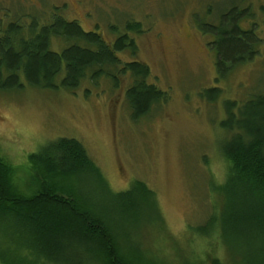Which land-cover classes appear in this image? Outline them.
I'll return each instance as SVG.
<instances>
[{
	"label": "rangeland",
	"instance_id": "374dc122",
	"mask_svg": "<svg viewBox=\"0 0 264 264\" xmlns=\"http://www.w3.org/2000/svg\"><path fill=\"white\" fill-rule=\"evenodd\" d=\"M233 5L251 9L253 15L241 25L255 24L263 44L253 61L217 83L216 52L210 45L214 36L201 25L220 23L221 14ZM57 6L86 30L99 25L109 39L117 34L108 27L124 32L127 21L141 22L144 33L130 32L138 54L124 58L149 65L151 82L169 99L135 121L125 79L119 88L103 77L98 84L86 79L75 92L29 85L0 91V154L20 170L23 192H37L28 178L30 155L59 137L75 138L113 192H125L141 180L157 195L163 222H150L153 212L145 205L122 210L111 194L97 189L94 202L108 213L123 251L132 254L138 241V251L155 264L225 261L217 189L226 180L228 164L220 145L229 135L221 122L226 119V100L242 105L264 94V0H0V28L19 18L24 23L33 17L46 22ZM60 42L55 40L53 46L61 48ZM217 85L225 92L216 103L209 102L203 93ZM212 218L215 224L209 222ZM207 223L209 228L214 224L208 233L197 229ZM28 252L25 248L11 256L16 264H56L46 258L35 261ZM66 252L72 257L67 264H99L80 249Z\"/></svg>",
	"mask_w": 264,
	"mask_h": 264
},
{
	"label": "trees",
	"instance_id": "16d2710c",
	"mask_svg": "<svg viewBox=\"0 0 264 264\" xmlns=\"http://www.w3.org/2000/svg\"><path fill=\"white\" fill-rule=\"evenodd\" d=\"M252 15L249 7L233 5L221 14L220 23L201 25L203 32L214 36L210 45L216 52L217 83L260 53L263 39L255 24L250 28L241 25ZM50 17L43 23L36 17L29 23L19 18L0 28V91L29 85L75 92L86 79L98 84L103 77L119 88L125 79L126 99L135 121L169 99L165 90L151 82L149 65L124 58L125 54H138L131 33L145 32L141 22L127 21L124 32L115 25L108 27L117 34L109 39L99 25L96 30H86L78 20L66 18L58 6ZM55 40L61 41V48L53 46ZM224 92L217 85L203 96L216 103ZM224 106L226 119L221 125L229 137L220 151L228 171L217 192L221 195L219 229L225 261L213 258L212 264H264V94L242 105L226 100ZM30 157L32 174L28 178L37 190L31 195L22 190L18 167L0 154L2 264H16L11 254L25 248L36 256L35 261L46 258L56 264L72 259L66 256L69 248L80 249L99 264H155L138 251V241L132 254L119 247L108 213L94 202L101 188L122 210L145 205L153 212L150 222H163L157 195L145 182L135 180L129 190L113 192L85 146L75 138L59 137ZM209 222L214 223L215 218ZM208 226L197 229L208 233L213 228ZM189 260L177 264H199Z\"/></svg>",
	"mask_w": 264,
	"mask_h": 264
}]
</instances>
